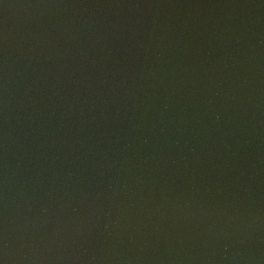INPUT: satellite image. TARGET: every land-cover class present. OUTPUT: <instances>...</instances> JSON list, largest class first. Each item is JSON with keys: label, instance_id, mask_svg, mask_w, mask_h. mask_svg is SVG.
Masks as SVG:
<instances>
[{"label": "water", "instance_id": "95a60500", "mask_svg": "<svg viewBox=\"0 0 264 264\" xmlns=\"http://www.w3.org/2000/svg\"><path fill=\"white\" fill-rule=\"evenodd\" d=\"M0 264H264V0H0Z\"/></svg>", "mask_w": 264, "mask_h": 264}]
</instances>
